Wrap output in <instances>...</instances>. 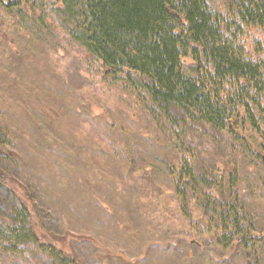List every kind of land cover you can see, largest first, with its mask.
Returning <instances> with one entry per match:
<instances>
[{
	"label": "trees",
	"instance_id": "obj_1",
	"mask_svg": "<svg viewBox=\"0 0 264 264\" xmlns=\"http://www.w3.org/2000/svg\"><path fill=\"white\" fill-rule=\"evenodd\" d=\"M0 6V31L13 18L29 37L78 58L69 100L87 102L90 114L96 99L105 103L116 92L126 107L148 113L141 118L148 122L145 139L167 140L159 151L141 141L127 149L131 127L94 123L95 136L67 107L81 148L97 156L98 179L110 171L119 190L134 183L150 205L175 210L180 237L194 229L237 251V264H264V0H0ZM80 77L95 94L80 95ZM66 98L58 91L53 100L67 104ZM55 106L61 107L47 109L51 126L60 121ZM10 133L0 123V146ZM119 157L131 168L128 178L109 163ZM2 168L0 189L12 204L0 211V264H84L68 240L45 228L32 194Z\"/></svg>",
	"mask_w": 264,
	"mask_h": 264
},
{
	"label": "rangeland",
	"instance_id": "obj_2",
	"mask_svg": "<svg viewBox=\"0 0 264 264\" xmlns=\"http://www.w3.org/2000/svg\"><path fill=\"white\" fill-rule=\"evenodd\" d=\"M11 20L0 31V123L11 130L8 144L0 146V152L8 156L0 165L32 194L45 228L63 241L68 240L84 264H237V251L217 247L210 237L197 235L194 229L186 228L180 237L181 230L175 226L178 222L173 221L177 216L172 219L171 214L175 210L169 211L167 205L160 207L159 203L150 205L149 198L141 199L142 194L131 187L134 183L123 192L110 171L108 177L101 175L104 180L97 178V172L92 171L97 156L81 148L82 140L67 120L69 109L92 125L95 136L98 130L94 123L105 121L118 128L131 127L127 149L138 148L141 141L149 152L153 146L159 151L167 140L164 136L145 139L143 129H147L148 122L142 124V119L145 121L143 116L149 117L148 113L139 107H126L116 92L105 103L96 99L90 114L85 111L87 102L69 100L67 92L72 84L68 79L77 82L78 58L71 57L69 49L52 50L39 39L34 40L33 34L29 37ZM79 81L80 95L95 94L84 87L83 77ZM58 91L67 97V104L53 100ZM54 104L61 106H55L60 121L51 126L47 109ZM85 126L78 128L82 139H88ZM122 150L125 151L123 147ZM119 158L109 163L119 176L128 178L131 168L125 157ZM11 204V194L0 189V211ZM225 254L226 261L221 258ZM1 264L6 262L1 259Z\"/></svg>",
	"mask_w": 264,
	"mask_h": 264
}]
</instances>
